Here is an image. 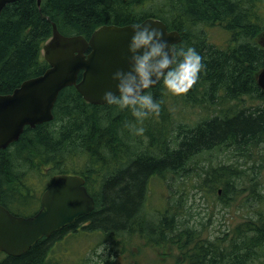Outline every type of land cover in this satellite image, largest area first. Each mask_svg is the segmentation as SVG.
I'll list each match as a JSON object with an SVG mask.
<instances>
[{
	"label": "trees",
	"instance_id": "1",
	"mask_svg": "<svg viewBox=\"0 0 264 264\" xmlns=\"http://www.w3.org/2000/svg\"><path fill=\"white\" fill-rule=\"evenodd\" d=\"M262 4L263 0H40L39 4L15 0L4 5L0 11V94L47 68L41 49L51 36L52 23L62 35L87 38L104 24H137L157 18L179 33L177 49L192 47L203 57L204 69L186 94L163 92L162 81L145 90L160 102L161 111L144 120L142 136L124 127L129 121L136 123L130 109L91 104L73 85L63 87L52 107V119L24 126L16 141L0 149V205L15 215H30L53 175L73 173L84 179L94 207L42 236L22 254L0 252V264H51L54 242L68 230L74 233L80 223L84 233L102 237L98 242L134 234L146 244L161 237L158 244L167 246L161 226L166 230L171 223L175 225L173 211L182 208V203L157 208L159 216L155 214L152 223L146 201L148 181L178 174L191 164L201 168L195 159L212 149L230 151L234 160L226 157L225 162L211 164L203 180L223 188L212 193L220 202L232 198L236 181H247L248 193L240 197L239 205L248 216L225 236L223 231L211 240L185 227L173 237L177 255L182 253L188 264H264V186L259 185L252 159L254 151L264 147V91L256 83L264 67V45L257 40L264 25ZM213 26L227 32L224 46L207 37L205 28ZM169 98L182 104L177 108L185 105L202 112L193 119L188 111L172 113ZM247 100L257 102L246 104ZM250 158L252 165H248ZM113 255L125 258L126 251L118 249Z\"/></svg>",
	"mask_w": 264,
	"mask_h": 264
},
{
	"label": "water",
	"instance_id": "2",
	"mask_svg": "<svg viewBox=\"0 0 264 264\" xmlns=\"http://www.w3.org/2000/svg\"><path fill=\"white\" fill-rule=\"evenodd\" d=\"M13 1L0 0V11ZM137 24L159 28L169 45L180 41L179 33L168 30L160 19L145 18ZM132 25L104 24L85 38L62 35L52 23L51 36L42 46L47 68L40 75L22 81L11 92L0 94V149L16 141L24 126L33 127L52 119L57 94L65 86L73 85L91 104L106 103L102 99L105 91L115 94L113 73L128 68ZM256 82L264 91V67L258 72ZM93 207V198L81 176L54 175L32 215L17 216L0 205V251L7 255L22 254L42 236H49L80 215L88 214Z\"/></svg>",
	"mask_w": 264,
	"mask_h": 264
},
{
	"label": "rangeland",
	"instance_id": "3",
	"mask_svg": "<svg viewBox=\"0 0 264 264\" xmlns=\"http://www.w3.org/2000/svg\"><path fill=\"white\" fill-rule=\"evenodd\" d=\"M144 5L149 7V4ZM262 5L264 7V0ZM205 30L211 42L217 46H224L228 36L225 30L219 26L207 27ZM263 30L264 25L257 36V40L261 45H264ZM162 90L164 92L165 88L163 87ZM256 102L254 100L250 103L247 100L246 104L254 105ZM167 104L169 107H173L172 113H178L181 110L190 112L191 119L202 112L197 107L190 108L185 105L177 108L178 104L181 103L175 102L173 98H169ZM231 156L232 153L230 151L212 149L208 152H203L195 159L198 160L196 162L201 168L191 164L187 165L188 168L186 170L178 174L167 173L162 178L154 177L149 179L146 201L148 203V216L153 218L152 223H155L156 217L159 216L156 213L157 208L163 209L169 203L172 205L174 203H182V208L173 211L175 214L174 220L177 221L174 223L175 225L171 223L169 228L164 229L166 231L164 241L166 239L169 241L167 246L164 244L157 245L156 240L159 243L162 241L158 238L156 240L151 239V244H146L142 239H136L134 234L122 233L125 237L124 239L117 238V241L112 242L104 239L98 242L102 238L100 235L84 233L80 228L79 231L74 233L67 234L66 232L63 234L65 236H61L54 242L49 253L51 264H188L187 261H184L186 258L182 253L177 255L178 246L173 238L178 233L184 232L185 227L198 232L202 238L211 240L216 236H221L223 231H225V234H223L225 236L231 227L242 222L241 220L244 216H248L245 215L247 212H245L244 208L239 205L240 197L248 193L249 188H246L248 187L247 181H236L237 186L235 185L236 189L233 190L232 198L220 202L214 199L212 193L218 188V193H220L223 188H220L216 182H213V185L210 186L211 184L209 185L208 180H203L205 170L212 165H216L219 161L225 162L227 160L226 157L230 158ZM231 159L234 160V157H231ZM238 159L240 163L244 162L242 157ZM252 159L256 161V165H254L255 173L258 177L259 185L262 187L264 186V147H260L259 151L256 149ZM253 160L250 158L248 165H252ZM246 172L249 174L252 173V170H247ZM92 187L96 188L93 185ZM180 218H182V221H180ZM80 225L82 223L78 226ZM164 227L161 226V228ZM149 231L154 232L155 228H149ZM163 232L162 230L161 233ZM118 249L126 251L125 258L122 256L114 258L113 253Z\"/></svg>",
	"mask_w": 264,
	"mask_h": 264
},
{
	"label": "clouds",
	"instance_id": "4",
	"mask_svg": "<svg viewBox=\"0 0 264 264\" xmlns=\"http://www.w3.org/2000/svg\"><path fill=\"white\" fill-rule=\"evenodd\" d=\"M163 36L164 33L151 24L132 25L128 68L113 73L115 94L108 90L102 96L108 105L131 110L136 123L129 121L124 127L136 136L144 134V120L153 115L158 116L161 111L160 102L146 93V89L162 81L168 93L186 94L204 69L203 57L194 48L177 49L169 45Z\"/></svg>",
	"mask_w": 264,
	"mask_h": 264
},
{
	"label": "flooded vegetation",
	"instance_id": "5",
	"mask_svg": "<svg viewBox=\"0 0 264 264\" xmlns=\"http://www.w3.org/2000/svg\"><path fill=\"white\" fill-rule=\"evenodd\" d=\"M75 228H76L77 231L80 230V226H78V225H77ZM161 229H162V228H161ZM161 229H160V231L162 232ZM68 231H69V230H68ZM163 231H165V230L163 229ZM66 232H67V231H66ZM66 232H65V233H66ZM165 233H166V231H165ZM163 234H164V232H163ZM63 236H64V235H62V237H63ZM156 239H157V238H156ZM156 239H155V240H156ZM158 239L161 240V237H159ZM156 242L159 243L157 240H156ZM158 245H159V244H158ZM160 245H161V244H160Z\"/></svg>",
	"mask_w": 264,
	"mask_h": 264
}]
</instances>
